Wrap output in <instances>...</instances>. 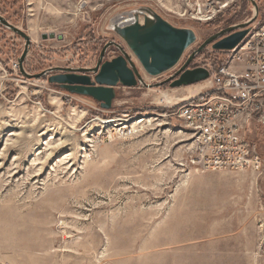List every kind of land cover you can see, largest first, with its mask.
<instances>
[{
    "label": "rangeland",
    "instance_id": "1",
    "mask_svg": "<svg viewBox=\"0 0 264 264\" xmlns=\"http://www.w3.org/2000/svg\"><path fill=\"white\" fill-rule=\"evenodd\" d=\"M129 12L195 41L150 76L112 23ZM254 13L249 28L264 0H0V16L29 38L0 23V264H264V128L246 130L259 172L203 171L172 114L208 83L170 85L190 55L191 69L224 62L229 51L198 47ZM111 42L102 61L118 44L142 82L115 86L109 109L48 81L67 69L93 79Z\"/></svg>",
    "mask_w": 264,
    "mask_h": 264
},
{
    "label": "built area",
    "instance_id": "2",
    "mask_svg": "<svg viewBox=\"0 0 264 264\" xmlns=\"http://www.w3.org/2000/svg\"><path fill=\"white\" fill-rule=\"evenodd\" d=\"M209 93L179 103L173 114L194 138L192 162L201 170L259 172L262 159L246 139L264 128V18L216 69H208Z\"/></svg>",
    "mask_w": 264,
    "mask_h": 264
},
{
    "label": "water",
    "instance_id": "3",
    "mask_svg": "<svg viewBox=\"0 0 264 264\" xmlns=\"http://www.w3.org/2000/svg\"><path fill=\"white\" fill-rule=\"evenodd\" d=\"M255 13L252 18L243 24L229 26L204 40L197 51L207 45L212 49L230 51L234 49L249 31L247 25L255 20ZM0 23L22 36L29 44L28 35L17 27L11 25L0 16ZM119 34L126 41L129 49L137 58L142 69L150 76L159 75L174 67L183 52L195 41V34L188 28H177L159 16L150 24L142 25L138 21L120 25ZM60 38V36H57ZM114 42L107 43L101 50L96 66L93 68V79L88 74L89 69H83L80 73L71 72L52 75L49 82L59 83L70 93L89 96L103 109H109L115 98L114 87L118 84L125 87H134L142 82V77L130 59V56L115 44L121 53L110 60L102 61L104 51ZM23 52L19 60L20 71L22 69ZM193 56L190 55L183 65L171 76V87L190 85L205 81L209 77V70L204 67L188 68ZM38 77V75H35Z\"/></svg>",
    "mask_w": 264,
    "mask_h": 264
},
{
    "label": "bare ground",
    "instance_id": "4",
    "mask_svg": "<svg viewBox=\"0 0 264 264\" xmlns=\"http://www.w3.org/2000/svg\"><path fill=\"white\" fill-rule=\"evenodd\" d=\"M122 20V21H121ZM133 21H137V16H136V13L135 12H129L127 14V16H124V15H120L118 17L115 18V20L112 21V23H115V24H119L118 26L120 25H123V24H126V23H131ZM140 23V22H139ZM202 88V87H199V89ZM197 92V91H196ZM198 94L197 93H193V94H190L189 95V98L187 99H191V98H194L196 97ZM166 99L167 101L171 100L172 98L171 97H168L166 96ZM144 120V119H143ZM143 120H140L138 122H141Z\"/></svg>",
    "mask_w": 264,
    "mask_h": 264
},
{
    "label": "flooded vegetation",
    "instance_id": "5",
    "mask_svg": "<svg viewBox=\"0 0 264 264\" xmlns=\"http://www.w3.org/2000/svg\"><path fill=\"white\" fill-rule=\"evenodd\" d=\"M109 46H110V45H109ZM109 46H108V47H109ZM108 47L106 48V50L108 49ZM106 50H105V51H106ZM105 51H104V55H105ZM104 55H103V57H104ZM111 59H112V58H111Z\"/></svg>",
    "mask_w": 264,
    "mask_h": 264
},
{
    "label": "trees",
    "instance_id": "6",
    "mask_svg": "<svg viewBox=\"0 0 264 264\" xmlns=\"http://www.w3.org/2000/svg\"><path fill=\"white\" fill-rule=\"evenodd\" d=\"M222 64H223V62H222L221 64H219L218 66H220V65H222ZM218 66H217V67H218ZM217 67H215V69H216Z\"/></svg>",
    "mask_w": 264,
    "mask_h": 264
}]
</instances>
